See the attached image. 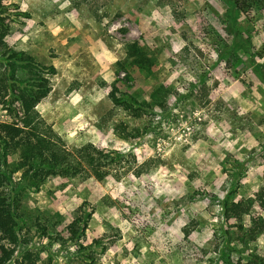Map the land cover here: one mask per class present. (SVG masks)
I'll return each instance as SVG.
<instances>
[{"label": "rangeland", "instance_id": "rangeland-1", "mask_svg": "<svg viewBox=\"0 0 264 264\" xmlns=\"http://www.w3.org/2000/svg\"><path fill=\"white\" fill-rule=\"evenodd\" d=\"M4 4L12 33L0 60L12 50L56 70L45 73L52 89L37 106L44 120L69 149L119 152L103 180L54 177L24 190L25 243L15 255L29 252L36 264H264V9L244 13L233 0ZM136 44L149 65L134 62ZM112 94L149 108L128 116ZM12 120L0 106V122ZM120 121L143 134L122 137ZM239 201L250 207L241 217ZM8 248L0 232V257ZM92 249L95 263L84 258Z\"/></svg>", "mask_w": 264, "mask_h": 264}, {"label": "trees", "instance_id": "trees-1", "mask_svg": "<svg viewBox=\"0 0 264 264\" xmlns=\"http://www.w3.org/2000/svg\"><path fill=\"white\" fill-rule=\"evenodd\" d=\"M233 3L237 10L244 13H249L254 7L264 9V0H233ZM4 14H7L6 6L4 0H0L1 46L6 45V38L12 33L10 23L4 20ZM130 55L138 65L150 64V58L143 54L137 44L131 46ZM2 57L0 106L13 116V120L0 122V232L8 236L10 244L6 254L0 257V264H36L38 256L34 258L29 252L20 258L15 255L25 243V236L21 233L24 224H21L17 209L22 192L26 189L40 190L54 177L81 180L95 177L103 180L119 152L111 155L93 144L69 149L62 136L53 130L37 110L39 103L52 89L49 75L56 73L55 68L35 63L23 52L7 50ZM20 65L29 68L32 76L22 79L15 75L14 69ZM112 98L115 105L131 117L141 118L149 108L131 96L123 99L112 94ZM114 130L124 138L143 134L139 131L133 133L125 121L115 124ZM16 174H19V179H15ZM258 198L264 199V188L258 193ZM232 209L237 217H241L249 212L250 207L244 201H239L232 204ZM85 218L84 214H80L70 224L74 235L81 225L85 226ZM92 250V254L84 258L95 263L96 254ZM259 262L260 258H256V264Z\"/></svg>", "mask_w": 264, "mask_h": 264}]
</instances>
